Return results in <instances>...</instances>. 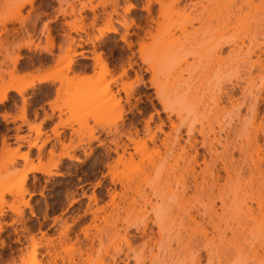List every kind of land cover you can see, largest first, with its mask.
Here are the masks:
<instances>
[{
    "label": "rangeland",
    "instance_id": "obj_1",
    "mask_svg": "<svg viewBox=\"0 0 264 264\" xmlns=\"http://www.w3.org/2000/svg\"><path fill=\"white\" fill-rule=\"evenodd\" d=\"M25 1L0 0V88L20 87L26 84L21 79L38 74L51 80L28 86L21 95L6 93L0 105L7 119L0 120V181L19 179L17 170L25 164L61 175L34 171L23 180L21 197L18 186L4 192L0 245L6 249H0V264L22 263L32 242L44 264L53 255L57 264L69 259L87 264L90 257L97 264H207L208 259L264 264V83L258 78L264 77V55L260 65L249 68L247 62L256 59L249 54L256 45L264 49V0H34L21 7L18 21L2 25ZM129 3L135 7L125 12ZM83 4L92 10L81 9ZM106 24L116 33L95 40ZM47 37L53 43L48 52ZM29 42L28 49L24 44ZM247 72L255 81L249 85L251 95L259 102L254 122L246 113L253 104L250 92H241ZM214 99L224 109L219 115L213 114ZM182 106L196 116L197 129L202 124L206 131L208 124L212 128L205 138L195 131L196 182L208 179L209 170L218 172L226 204L242 211H220L217 199V211H202L207 199L201 193L195 195L203 198L191 199L193 211L174 204L182 190V163L165 158L167 148L181 144L193 151L178 118L181 108L186 110ZM237 111L250 123L237 122ZM246 136L250 143L256 138L257 155ZM226 138L231 143L225 162L221 146ZM209 140L221 151L218 158L208 153ZM65 152L72 159L58 157ZM9 158L11 163L5 162ZM223 162L231 165L230 177ZM186 175L185 184L192 185ZM146 199L149 204L143 205ZM198 206L201 211H195ZM202 227L206 235L200 234ZM235 238L239 242L233 247Z\"/></svg>",
    "mask_w": 264,
    "mask_h": 264
},
{
    "label": "bare ground",
    "instance_id": "obj_2",
    "mask_svg": "<svg viewBox=\"0 0 264 264\" xmlns=\"http://www.w3.org/2000/svg\"><path fill=\"white\" fill-rule=\"evenodd\" d=\"M33 1L34 0H26L22 5H20L18 8H16V10H15V12H12V15H8L6 18H4V19H2V25L3 24H7V23H12V22H14V21H18L19 20V15H20V9H21V7L24 5V4H29V5H32V3H33ZM88 6H86V5H84L83 4V6L81 7V9L83 8V9H86ZM135 6L134 5H132V4H128V5H126V7H125V9H124V11L125 12H128L130 9H132V8H134ZM92 6H90V7H88V9L90 10H92ZM2 10V9H1ZM1 12H3V10L2 11H0V17L2 16V13ZM218 23V22H217ZM216 23V25H218ZM1 24V23H0ZM106 33H116V29H115V27L114 26H112L111 24H106V25H104V26H102L101 28H99V35L98 36H96V37H94V39L95 40H99L102 36H104ZM48 38V42L50 43V45H49V47L47 48H45L44 50L46 51V52H48V51H50V49L53 47V43H52V40L49 38V37H47ZM123 40L125 39L124 37L122 38ZM94 40V41H95ZM125 41V40H124ZM223 44L224 43H222V42H219V48L221 49V47L223 46ZM264 44V43H263ZM28 49H29V46L31 45V42H29V44H24ZM78 45L80 46V43H78ZM129 45V44H128ZM256 48H257V51L256 50H250L249 51V54H255L256 55V59L255 60H250L251 59V55H249V60L250 61H248L247 60V62H249L248 63V65H249V68L251 67L252 68V66H254L255 65V63H258V65H260V59H261V55H264V49H261L259 46H257L256 45ZM257 52V53H256ZM95 54H97V53H95ZM69 55V54H68ZM66 53H65V56H63L62 55V57H63V59H64V57H67L68 56ZM17 56H19V55H17ZM20 57V56H19ZM19 57H15V59L13 60L14 61V64H16L17 62H18V59H19ZM62 57H61V59H62ZM21 58V57H20ZM95 58V56H93V59ZM96 60L98 59V60H100V56H99V54H97L96 55V58H95ZM94 59V60H95ZM247 65V66H248ZM15 66V65H14ZM249 72V71H248ZM248 72H247V74H248ZM104 74H105V72H104ZM249 74H251V72H249ZM248 74V75H249ZM84 77V76H83ZM83 77H80L79 79H81V81H84V80H82V78ZM103 77V75L101 76V78ZM100 78V79H101ZM260 80H261V82H260V84H262V83H264V77H258ZM78 79V81H80ZM84 79V78H83ZM258 79V80H259ZM22 80V82H25L26 81V84H24V85H22V86H20V87H16L15 85H13V84H10L9 86H6L5 88H0V104H3L4 103V101L6 100V93L8 92V91H15L18 95H21V94H23V92L25 91V89L28 87V86H34V84L35 83H42V82H46V81H50L51 80V75L49 76L48 74H38V75H36L35 77H33L31 80H26V79H21ZM70 80H72V79H70ZM80 81V82H81ZM252 81H254V78L253 77H251V75H249L248 76V78L246 79V84L244 85V87H243V90L241 91L243 94H245L246 92H247V94H248V91L250 92L249 94H250V96H249V98H252V100H253V104L251 105H249L247 108H246V110H247V112L246 113H248V114H250V118H249V121L251 120V121H253L254 120V118H255V116H256V114H257V107H258V105H259V102H258V99H257V97L256 98H254L255 97V95H251V93L253 94V92H251L250 90L251 89H249V85H250V88H252L254 85H252L251 86V84L252 83H254V82H252ZM105 86V87H104ZM109 85L108 84H105V85H103V87H104V90H107L109 87H108ZM262 88V87H261ZM257 93V92H256ZM228 95V94H227ZM257 96H259V97H261L260 95H259V93L258 94H256ZM254 96V97H253ZM227 97H229V96H227ZM245 96H243V98H244ZM254 98V99H253ZM261 99V98H260ZM229 103H231L232 104V99H231V97H229ZM246 101V100H245ZM213 102H214V111H213V114L214 115H219V112L220 111H223L224 109H223V106H221L220 105V101L218 100V99H214L213 100ZM241 104V103H240ZM244 104V103H243ZM233 106V105H232ZM182 107H185V109H186V106H182ZM238 106L236 107V109L238 110ZM182 110H184V109H182L181 108V112H179V120H180V123H181V125L183 124L184 126H186V145L188 146V148H190V149H192L191 151L192 152H188V150H186L185 149V146H183V145H181V144H175V145H172V147H170V150H169V148H164V149H166L167 151H168V153H169V155L167 154V151L165 152V154L166 155H168V156H165V158L167 157V158H171V159H173V160H175V162L177 161V160H180L181 161V163H182V166L180 167V173L178 174V177L180 176V178H181V180H182V183H181V185H182V190H181V192L177 195V197H176V201L174 202V204H179V209L181 210V211H193L194 210V208H193V206H194V203H193V205H191V199L193 200V197H194V195H195V193L196 194H198V193H201V195L203 196V197H205V199H207V200H205V202L203 201V205H202V202H200L199 200V202H200V204L199 205H202V206H200L201 208H202V211H217V209H216V204H215V201H214V199H217V200H219L220 201V211H237V210H235V209H240L239 207H238V205L236 206V204H234V203H232L233 205H227L226 204V196L224 195V193L220 190V187H219V185H218V179L220 178V175H219V173L218 172H216L215 174L214 173H212V171L211 170H209V171H207V172H209L208 173V179H205V178H202L203 179V181H202V183L201 184H198L197 182H196V179H197V177H196V171L194 170V167H193V165L194 164H196V162H197V158L199 157V153H198V150H197V147H196V137H195V131L197 130V131H199L198 133L199 134H201V136H203L204 138L206 137V135H207V133L210 131V129L212 130V128H210L209 127V124H208V128H209V131L207 132L206 131V128L204 127V125L202 124L201 125V127L199 128V129H197L196 128V124H195V122L197 121V120H195V117L196 116H193V114H192V112H191V110H189V109H186L185 111H182ZM189 110V111H188ZM182 112H185V113H183L182 114ZM191 112V114L192 115H189V113ZM195 112V111H194ZM193 112V113H194ZM238 112V114H236V118H237V122H243V124H245V123H247L248 124V119H247V117L248 116H243V117H241L242 115L240 114L239 115V113H240V111H237ZM247 114V115H248ZM194 115H196L195 113H194ZM1 116H2V114H1ZM82 117V116H81ZM86 117V116H85ZM21 119L23 120V122L25 123L26 122V120H25V117H24V115L22 114L21 115ZM83 119V118H82ZM3 120H7L6 119V114H3ZM254 122V121H253ZM197 123V122H196ZM250 123V122H249ZM26 124H29V123H26ZM242 124V123H241ZM252 124V123H251ZM244 126V125H243ZM30 127H33V129L35 130V132H37V133H39V127L37 126V125H32V126H29V128ZM246 130V129H245ZM254 130H255V128H254ZM256 130H258V129H256ZM248 131V130H247ZM258 132V131H257ZM247 133V132H246ZM252 133H254L253 131H252ZM255 133H256V131H255ZM244 134H245V132H244ZM256 135L258 136V134L256 133ZM255 135V136H256ZM247 136H249L248 134H247ZM246 136V137H247ZM256 136V137H257ZM250 137V136H249ZM215 138V137H214ZM248 138V137H247ZM246 138V139H247ZM255 138V137H254ZM253 138V139H254ZM151 141L153 142L154 141V136H151ZM164 139V138H163ZM162 139V140H163ZM218 139V138H217ZM161 140V141H162ZM255 140V141H254ZM254 140H252V142L253 143H255V145H253L254 146V148L255 147H257V148H253V150H254V154L255 155H257L256 153V150H260V148H259V146H258V144H257V141H256V138L254 139ZM164 141V142H163ZM162 142H161V144L163 145V147H165L166 146V144H165V140H163ZM231 141V140H230ZM217 142H218V140H217ZM246 142H249L250 143V140H249V138H248V140L246 141ZM251 142V143H252ZM154 143V142H153ZM230 143L231 142H229L228 140H227V138H226V141H224V144H222V146H221V148H223V149H221V151H223V153L221 152V151H217V149H216V147H213L212 145V141H210L209 140V143L207 144V151H208V153H210V154H212L213 153V155L215 154H217V152L218 153H220L221 152V154L224 156L223 157V159L222 160H224V158H225V155H227L228 153H227V151L228 150H230L229 148H228V146L230 145ZM249 143H247L248 144V146L249 145H251V143L249 144ZM30 145H32V144H30ZM34 145V144H33ZM154 145H155V143H154ZM251 145V146H252ZM242 145H239V147H238V149H239V152H240V150H241V152L243 151V148L245 149V147H241ZM252 146V147H253ZM252 147H250L249 146V148H252ZM248 147H247V150L249 149ZM259 148V149H258ZM135 149H136V147H135ZM233 149H234V146H233ZM237 149V148H236ZM237 149V150H238ZM146 151H147V149H145ZM246 150V151H247ZM250 150V149H249ZM135 151H137V150H135ZM139 151V150H138ZM142 151V150H141ZM141 151H139L140 153H141ZM217 151V152H216ZM245 151V152H246ZM244 152V151H243ZM256 152V153H255ZM243 154H245V153H243ZM249 154V153H248ZM120 155V154H119ZM129 156V155H128ZM212 156V155H211ZM217 156V155H216ZM216 156H212L213 158L214 157H216ZM219 156V155H218ZM218 156H217V158H218ZM221 156V155H220ZM229 156V155H228ZM228 156H226V157H228ZM251 156V155H250ZM58 157L59 158H62V157H64V158H68V159H72V156L69 154V153H60L59 155H58ZM120 157H121V155H120ZM129 157H131V159H132V155H130ZM128 157V158H129ZM188 157H190V159L189 160H187V158ZM259 157V156H258ZM24 158V157H23ZM22 158V159H23ZM119 158V157H118ZM118 158H116V159H118ZM164 158V159H165ZM25 160H26V158H24ZM23 159V160H24ZM121 159V158H120ZM120 159L118 160L119 162H120ZM130 159V160H131ZM215 159V158H214ZM230 159V158H229ZM24 160V161H25ZM123 160V159H122ZM221 160V161H222ZM225 160H226V158H225ZM224 160V161H225ZM254 160V159H253ZM11 161H12V159L11 158H9L8 160H6L5 162H10L11 163ZM118 161H116L115 160V162H118ZM229 161V160H228ZM251 161H252V158H251ZM258 161H260V160H258ZM177 162H179V161H177ZM226 162V161H225ZM225 162H223V167H224V169H225V171H226V173L228 174V177H230L231 175H230V172H231V170H230V167H231V165H229L230 167L228 168V166L225 164ZM229 162H231V160L229 161ZM253 162V161H252ZM56 162H54V164H55ZM222 163V162H221ZM257 163H260V162H257ZM257 163H252L253 165V167L255 168L254 170H258V172H259V170H260V173L259 174H261V172H263L262 171V169H260V167L258 166V164ZM179 164V163H178ZM57 165V163L55 164V166ZM207 164H204V168H203V170L202 171H206L207 170ZM233 166V165H232ZM188 168V169H187ZM209 169V168H208ZM18 170H19V168H18ZM17 170V173L19 174V179L17 178V177H13V178H11V180H9L8 182H6V181H4V180H2V182L0 181V214H1V212H2V206H3V204L5 203V201H4V199H3V194H4V192H9V193H11V191H12V189H14L16 186H18V187H20L19 188V190H17V192H16V194H18V196H22V194H24L23 192H24V190H22L21 189V184H22V182H23V180L26 178V176H27V174L28 173H30V172H34V171H38V172H40V173H43V174H48V175H56V176H60L61 175V173L60 172H52L51 170H50V168L48 167V168H40V167H38V165L36 164V165H34V164H25L24 166H22L21 167V169H20V171H18ZM233 170H234V167H233ZM256 170V171H257ZM204 171V172H205ZM251 171V170H250ZM189 174L190 175V177L192 178V180H193V184L192 185H186L185 184V178H186V174ZM201 173V172H200ZM252 173H254V172H252ZM256 173V172H255ZM259 174H257L258 176H260ZM204 174H203V172L201 173V176H203ZM250 175H251V173H250ZM255 175V174H254ZM264 175V172H263V174H262V176ZM252 176H253V174H252ZM261 176V177H262ZM177 177V176H176ZM19 181H18V180ZM7 183L8 184V186L6 185V184H4V183ZM262 183V182H261ZM4 186H7L6 188L4 187ZM262 186V185H261ZM128 189V188H127ZM215 189H217V196L216 195H214V191H215ZM188 190H191V193H188V196L189 197H187L185 194H187V191ZM125 191V193H127L128 194V192H126V190H124ZM13 193V192H12ZM262 193V192H261ZM189 194H191V195H189ZM31 195V194H30ZM118 195V194H117ZM121 195H123V192H122V194ZM201 195H199V196H197V195H195V196H197L198 197V199L200 198V196ZM20 196V197H21ZM123 196H125V195H123ZM130 196H132V195H130ZM129 195H127V197H130ZM201 196V197H202ZM93 197V196H92ZM122 197V196H121ZM127 197H125L126 199H127ZM190 199L189 201H188V199ZM202 197V198H203ZM95 197H93V200H94V202H95V200H96V198L94 199ZM196 198V197H195ZM194 198V199H195ZM201 198V199H202ZM200 199V200H201ZM113 200V199H112ZM120 200V199H119ZM123 200H124V197H123ZM128 200H130L129 202L131 203V199L129 198ZM202 200H204V199H202ZM197 201V200H196ZM197 201V203H199ZM123 202V201H122ZM137 202V200H132V204H134V203H136ZM177 202V203H176ZM193 202V201H192ZM126 204H127V202H125ZM129 203V204H130ZM138 203V202H137ZM142 203H143V205H147V204H149V201L146 199V200H144V201H142ZM196 203V202H195ZM71 204V203H70ZM23 205H25V206H27V202H24L23 203ZM114 205H115V203H114ZM118 205V204H117ZM135 205V204H134ZM188 206L190 207V206H192V207H190L189 209H188ZM122 207V206H121ZM195 207V206H194ZM247 207H249V206H247ZM125 208V207H124ZM154 208V207H153ZM193 208V209H192ZM250 208V207H249ZM122 209H123V207H122ZM117 210H119V209H117ZM241 211H242V209H240ZM239 210V211H240ZM250 210V209H249ZM13 211H15L18 215H20V216H22L21 214H22V209H19V208H15V209H13ZM195 211H201L200 210V208H199V206H198V208H195ZM32 212V211H31ZM31 214H33V213H31ZM34 215V214H33ZM193 219V218H192ZM234 229V228H233ZM232 229V230H233ZM1 230H2V228H1V226H0V232H1ZM232 230H231V232H232ZM235 230L237 231V229L235 228ZM241 230V229H240ZM239 231V230H238ZM198 232V231H197ZM234 232V231H233ZM199 233V232H198ZM239 233V232H238ZM241 233H242V231H241ZM241 233L240 234H237V233H235L236 234V236L237 235H240L241 236ZM200 234H203V235H206V229H204L203 227H202V230L200 231ZM63 235H64V233H63ZM235 236V237H236ZM244 237V236H243ZM242 237V238H243ZM238 239H239V236L237 237ZM245 238V237H244ZM238 239H236L235 238V241L237 240V242H235V243H232L233 245V247H235L236 246V244H238ZM246 239V238H245ZM244 239V240H245ZM240 240H242L243 241V239H240ZM249 240V239H248ZM233 241V240H232ZM17 242H19V241H17ZM51 242V241H50ZM247 243V242H246ZM36 244V243H35ZM34 244V242H32V244H29V247H28V249L26 250V253H25V255H26V258L23 260V261H21L22 263H20V264H44V262L42 263V259L40 260L39 258H37L36 257V255H37V246ZM47 244V243H46ZM241 244H242V242H241ZM244 244V243H243ZM88 248V247H87ZM0 249H2V250H5L6 248H5V246H4V243L3 244H1L0 245ZM8 250H9V252L10 253H12L14 250H12V247L10 246V247H8L7 248ZM86 249V248H85ZM88 249H90V248H88ZM18 249H16V251H17ZM207 251H205L206 253H208V249H206ZM19 251V250H18ZM17 251V252H18ZM45 252V251H44ZM47 253H48V255L49 256H51L50 254H49V251H46ZM15 253V252H14ZM47 253H45V254H47ZM51 253V252H50ZM85 253H86V251H85ZM23 254V253H22ZM22 254H21V256H22ZM53 254H55V253H53ZM87 255V257H89V256H91L90 254H92V252L91 251H87V253H86ZM10 255V254H9ZM80 255H81V253H80ZM42 256V255H41ZM12 258V260H14V257L13 256H11ZM86 257V258H87ZM198 257V256H197ZM51 258V257H50ZM2 258L0 257V260H1ZM23 259V258H22ZM88 260V262H87V264L89 263V264H91L93 261L92 260H90V259H92L91 257L90 258H87ZM3 260V259H2ZM11 260V261H12ZM47 260V259H46ZM198 260V259H197ZM15 261V260H14ZM47 263L46 264H57L56 263V257H54V255H53V257L51 258V259H48L47 261H46ZM65 263V262H64ZM125 263H126V261H125ZM9 264V263H8ZM11 264H13V261H12V263ZM65 264H75L74 263V260L73 259H69V261H67V263H65ZM92 264H97V263H95V262H93ZM207 264H213L212 263V261H210L209 259L207 260Z\"/></svg>",
    "mask_w": 264,
    "mask_h": 264
},
{
    "label": "crops",
    "instance_id": "obj_3",
    "mask_svg": "<svg viewBox=\"0 0 264 264\" xmlns=\"http://www.w3.org/2000/svg\"><path fill=\"white\" fill-rule=\"evenodd\" d=\"M0 105L2 106L3 104H0ZM44 107L47 108V109L49 108V107H48V104H45ZM1 114H2V116H1ZM3 114H4V113H3V110H1V111H0V120L5 121V120H3ZM29 119L32 120V116H31ZM9 122H12V121L9 120ZM27 126H28V125H27ZM27 126H26V129H27ZM35 153H36V150H34L33 155H35ZM32 173H33V172H30V174H32Z\"/></svg>",
    "mask_w": 264,
    "mask_h": 264
}]
</instances>
